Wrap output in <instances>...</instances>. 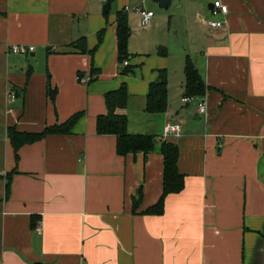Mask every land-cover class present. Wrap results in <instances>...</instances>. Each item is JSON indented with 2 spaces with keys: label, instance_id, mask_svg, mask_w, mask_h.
<instances>
[{
  "label": "crops",
  "instance_id": "crops-1",
  "mask_svg": "<svg viewBox=\"0 0 264 264\" xmlns=\"http://www.w3.org/2000/svg\"><path fill=\"white\" fill-rule=\"evenodd\" d=\"M107 1L0 0V264H264V0H223L220 28L208 24L214 0H178L176 33L166 39L154 19L137 31V0ZM119 11L131 27L128 65L118 61ZM81 38L92 55L71 45ZM9 44L35 49L13 54ZM187 57L207 88L184 100ZM92 67L97 78L80 81ZM160 69L167 109L147 112ZM122 83L130 98L117 112L129 133L155 137L147 154L120 155L117 136L97 132L105 93ZM79 111L70 133L16 155L9 127L41 131ZM169 121L179 134L165 135ZM164 141L179 147L185 187L166 196L162 214H147L163 192Z\"/></svg>",
  "mask_w": 264,
  "mask_h": 264
},
{
  "label": "trees",
  "instance_id": "trees-1",
  "mask_svg": "<svg viewBox=\"0 0 264 264\" xmlns=\"http://www.w3.org/2000/svg\"><path fill=\"white\" fill-rule=\"evenodd\" d=\"M117 28V48L118 61L123 63L129 58L128 43L131 36V27L129 19L124 11H119L116 20ZM99 42L103 38V31L98 34ZM82 53H94L95 49H88L87 41L81 38L71 44ZM185 85L184 95L194 97L204 94L207 86L201 76L198 68L187 57L185 62ZM132 71L131 67H126L122 70L123 74H129ZM31 69L27 71L29 75ZM91 74L94 76L90 81L97 78L99 70L92 67ZM158 77L149 86V91L146 97L145 110L147 112H164L168 105V74L166 69L158 70ZM84 76L79 74V80L82 81ZM89 81V82H90ZM48 98L55 103L56 89L50 86L47 90ZM105 104L107 112L97 117L96 126L99 134H113L117 136V152L120 155L128 153H136L142 151L148 153L155 149V137L148 134H131L128 132V117L126 114L118 113V109L126 108L129 102V92L126 83H122L117 89L105 93ZM85 114L84 111H79L71 115L66 121L47 125L41 131H21L15 127L8 128V136L10 142L16 152L25 144L34 143L43 139L50 134H67L70 133L77 121ZM161 153L164 157V175H163V192L159 201L147 208L144 213L147 214H162L164 212L165 198L168 194L181 192L185 187V176L179 171V147L172 142L164 141L161 144ZM9 182H7V191ZM142 197L141 188L138 190L134 200V212L140 204Z\"/></svg>",
  "mask_w": 264,
  "mask_h": 264
},
{
  "label": "built area",
  "instance_id": "built-area-1",
  "mask_svg": "<svg viewBox=\"0 0 264 264\" xmlns=\"http://www.w3.org/2000/svg\"><path fill=\"white\" fill-rule=\"evenodd\" d=\"M103 1H107V0H103ZM213 8L211 9V14L214 17L213 19H210L208 21V24L213 27V28H220L225 24V21L223 19H220L219 16H225L228 14L229 12V7L227 4L224 3L223 0H214L212 2ZM129 8L126 7V10H128ZM137 10L140 13V23L142 26L147 27L151 24L153 16H154V11L153 10H149L146 9L145 7H138ZM8 51L10 53L13 54H26L28 55L29 53H31L35 48L32 45H26V44H9L8 46ZM128 61L125 60L123 62L124 65H128ZM94 76L89 73L88 75L83 77V80L85 82H89ZM11 96L15 97V93L11 92ZM189 97H185L184 100H188ZM207 102L205 100H200V102L198 103V109L199 112L202 113H206L207 112ZM181 131V125L176 123V122H172L169 121L166 125L165 128V135L169 136L172 134H179Z\"/></svg>",
  "mask_w": 264,
  "mask_h": 264
},
{
  "label": "rangeland",
  "instance_id": "rangeland-1",
  "mask_svg": "<svg viewBox=\"0 0 264 264\" xmlns=\"http://www.w3.org/2000/svg\"><path fill=\"white\" fill-rule=\"evenodd\" d=\"M116 2H117V0L112 1L114 6H115ZM137 2L139 4L138 6H143L146 9L152 8L153 11L155 12L156 17H154L153 19L156 20L155 31L157 32V34H162L163 37L166 39L168 31L170 32L169 29H171V31L173 32V35L176 33V29H177V26H176V24H177V12H176V10H177L178 0H176L175 3L172 4L168 8H161L158 5V3H156L154 0H149V6L143 0H137ZM150 5H152V6H150ZM174 12H175V14H174ZM162 13L170 14L171 16L170 17H168V16L162 17V16H164ZM130 19L134 23V26L138 32H140L144 29L143 28L144 26H142L141 23L139 24V16H137V14L134 13V11H130ZM178 35H179V32H178Z\"/></svg>",
  "mask_w": 264,
  "mask_h": 264
},
{
  "label": "water",
  "instance_id": "water-1",
  "mask_svg": "<svg viewBox=\"0 0 264 264\" xmlns=\"http://www.w3.org/2000/svg\"><path fill=\"white\" fill-rule=\"evenodd\" d=\"M155 2L158 3V5L161 8H168L171 5L172 0H154ZM210 8H213V5L210 4ZM111 9V1H107L104 6H103V10L104 11H109ZM155 142H157V140H154Z\"/></svg>",
  "mask_w": 264,
  "mask_h": 264
}]
</instances>
